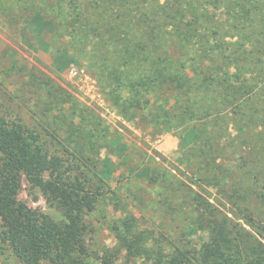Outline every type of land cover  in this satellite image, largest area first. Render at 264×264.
I'll list each match as a JSON object with an SVG mask.
<instances>
[{
	"label": "trees",
	"instance_id": "1",
	"mask_svg": "<svg viewBox=\"0 0 264 264\" xmlns=\"http://www.w3.org/2000/svg\"><path fill=\"white\" fill-rule=\"evenodd\" d=\"M18 4L60 70L83 58L121 115L187 141L199 190L178 184L170 198L183 200L166 205L189 242L156 248L128 219L114 228L120 252L142 264H264V0H0V16L17 23ZM228 107L245 119L237 135L219 118ZM79 118V109L64 116ZM80 137L66 139L82 168L95 135ZM88 182L0 117V243L22 264L84 263L86 217L101 196ZM25 186L51 213L21 200Z\"/></svg>",
	"mask_w": 264,
	"mask_h": 264
},
{
	"label": "rangeland",
	"instance_id": "2",
	"mask_svg": "<svg viewBox=\"0 0 264 264\" xmlns=\"http://www.w3.org/2000/svg\"><path fill=\"white\" fill-rule=\"evenodd\" d=\"M21 8L20 4L16 6L17 23L0 16V117L24 141L36 140L67 176L79 174L87 178L93 190L100 187L96 209L86 217L87 254L83 264H142L141 260H129L118 249L114 228L128 219L153 237L156 248L184 246L189 238L181 235L182 218L171 215L166 204L173 200L171 190L178 184L199 190V183L189 179L192 176L184 154L187 141L175 131L158 133L154 121H143L141 115H121L109 103L83 58L60 70L53 55L41 47L32 25L23 22ZM73 109L83 111L84 120H64ZM233 110L228 107L223 113L229 115L219 118L229 120L230 132L237 135L240 120L245 119ZM77 127L83 128L82 137L90 132L95 135L83 151L91 161L82 168L73 153L75 144L66 139L81 140L74 130ZM244 133V138H253L249 131ZM157 175L159 182L154 183L152 178ZM171 181L174 184L169 187ZM211 192L214 194V189ZM28 193L25 186L22 201L51 213L44 197L35 201L36 195ZM210 198L216 199L214 195ZM182 200L181 195L173 201ZM0 264L22 263L8 245L0 243Z\"/></svg>",
	"mask_w": 264,
	"mask_h": 264
}]
</instances>
